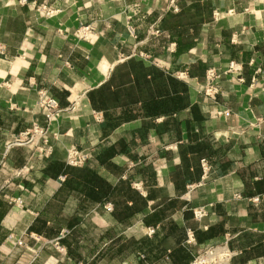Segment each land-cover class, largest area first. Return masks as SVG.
Listing matches in <instances>:
<instances>
[{"label": "crops", "instance_id": "1", "mask_svg": "<svg viewBox=\"0 0 264 264\" xmlns=\"http://www.w3.org/2000/svg\"><path fill=\"white\" fill-rule=\"evenodd\" d=\"M0 49V264H264V0H0ZM34 123L52 156L6 151Z\"/></svg>", "mask_w": 264, "mask_h": 264}, {"label": "built area", "instance_id": "2", "mask_svg": "<svg viewBox=\"0 0 264 264\" xmlns=\"http://www.w3.org/2000/svg\"><path fill=\"white\" fill-rule=\"evenodd\" d=\"M48 16H53V11L47 12ZM153 34H159L158 30L152 31ZM77 36L82 39H89L93 34L91 27H82L77 31ZM1 50V49H0ZM241 66L236 63H231L228 71L221 72L217 69H209L206 73L205 79V95L208 97H214L218 94V83L222 79L224 74L240 72ZM181 76H185L181 74ZM38 107L45 115L46 122L50 126L55 121L58 115L62 112L58 101L49 96L45 91H39ZM35 145L37 152L40 153L44 159H49L53 152L54 147L51 143L49 127L40 126L34 123L30 128L26 129L22 133L14 135L11 141L6 144V151L11 150L14 147H22ZM90 160V153L87 150L79 149L77 147H71L67 151L66 164L71 167H84ZM202 167L204 171V177L208 176L211 167L207 161H202ZM259 199H255L258 202ZM111 207H107V210L111 211ZM194 218L197 221H202L208 216V210L205 207H199L193 210ZM150 233L153 234L154 230L150 229ZM69 231H62L60 237L55 241L57 249L63 251L64 249L59 245V242L68 236ZM187 243L193 244L195 242L194 233L188 231ZM234 252L230 248L228 241L221 244L209 247L204 252L200 253L191 264H230L234 257Z\"/></svg>", "mask_w": 264, "mask_h": 264}]
</instances>
